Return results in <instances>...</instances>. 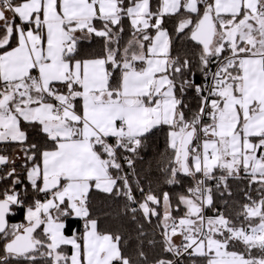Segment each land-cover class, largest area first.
I'll list each match as a JSON object with an SVG mask.
<instances>
[{
  "label": "snow or ice",
  "instance_id": "snow-or-ice-1",
  "mask_svg": "<svg viewBox=\"0 0 264 264\" xmlns=\"http://www.w3.org/2000/svg\"><path fill=\"white\" fill-rule=\"evenodd\" d=\"M0 264H264V0H0Z\"/></svg>",
  "mask_w": 264,
  "mask_h": 264
},
{
  "label": "trees",
  "instance_id": "trees-1",
  "mask_svg": "<svg viewBox=\"0 0 264 264\" xmlns=\"http://www.w3.org/2000/svg\"><path fill=\"white\" fill-rule=\"evenodd\" d=\"M160 146L161 147L163 146V142L162 141H161V145ZM230 183L232 184V188H233L234 193H237V194L239 193V189L242 188V187H244L245 184H246V182H239V183H237V182H233V181H230ZM162 190L174 191V189H171V188H165V189H162ZM100 199H102V198H100ZM100 207H101L102 210H107L106 208H104V205L103 204H101ZM16 219H19V217H16ZM127 227L131 228L132 226L131 225H127ZM134 243L135 242L133 241V244Z\"/></svg>",
  "mask_w": 264,
  "mask_h": 264
}]
</instances>
